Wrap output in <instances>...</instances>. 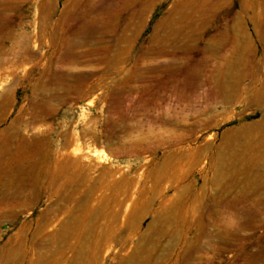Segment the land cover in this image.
I'll list each match as a JSON object with an SVG mask.
<instances>
[{
  "label": "rangeland",
  "instance_id": "1",
  "mask_svg": "<svg viewBox=\"0 0 264 264\" xmlns=\"http://www.w3.org/2000/svg\"><path fill=\"white\" fill-rule=\"evenodd\" d=\"M0 264H264V0H0Z\"/></svg>",
  "mask_w": 264,
  "mask_h": 264
},
{
  "label": "bare ground",
  "instance_id": "2",
  "mask_svg": "<svg viewBox=\"0 0 264 264\" xmlns=\"http://www.w3.org/2000/svg\"><path fill=\"white\" fill-rule=\"evenodd\" d=\"M91 96L93 97V95H91ZM91 96H90V97H91ZM88 102H90V101H88Z\"/></svg>",
  "mask_w": 264,
  "mask_h": 264
}]
</instances>
